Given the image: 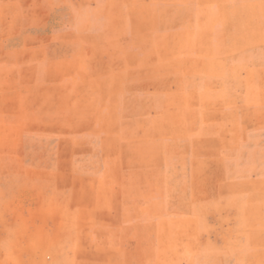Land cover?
I'll list each match as a JSON object with an SVG mask.
<instances>
[{"label":"rangeland","instance_id":"rangeland-1","mask_svg":"<svg viewBox=\"0 0 264 264\" xmlns=\"http://www.w3.org/2000/svg\"><path fill=\"white\" fill-rule=\"evenodd\" d=\"M0 264H264V0H0Z\"/></svg>","mask_w":264,"mask_h":264},{"label":"crops","instance_id":"crops-1","mask_svg":"<svg viewBox=\"0 0 264 264\" xmlns=\"http://www.w3.org/2000/svg\"><path fill=\"white\" fill-rule=\"evenodd\" d=\"M149 222H148V220H146V224H148Z\"/></svg>","mask_w":264,"mask_h":264}]
</instances>
